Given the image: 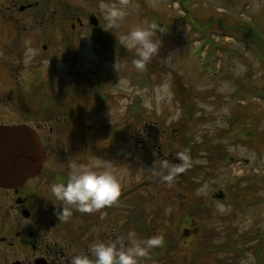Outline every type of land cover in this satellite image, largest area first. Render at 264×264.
I'll return each mask as SVG.
<instances>
[{
  "label": "rangeland",
  "instance_id": "rangeland-1",
  "mask_svg": "<svg viewBox=\"0 0 264 264\" xmlns=\"http://www.w3.org/2000/svg\"><path fill=\"white\" fill-rule=\"evenodd\" d=\"M136 1L128 0L129 15L117 28H107L99 13L100 0H73L67 3L70 18L67 14L52 18V26H65L67 34L76 39L78 57L61 69L72 67L86 76L68 77L66 83L72 85L77 79L80 89L98 90L100 78L105 81L99 89L109 97L100 109H92L76 103L78 96L74 95L72 106L77 105L90 127L114 129V134L97 141L105 150L94 155L83 153L87 147L84 134L83 139H72L81 147L77 155L72 142L60 146L56 141L49 168L70 170L73 163H111L122 183L121 196L113 206L114 239L126 237L129 231L140 238L156 234L164 238L157 248L163 258L150 257L144 264H192L194 259L197 264H218L214 258L198 260L202 258L199 236L210 228L218 233L214 234L215 243L224 245L230 240L243 246L239 264L248 260L249 254L255 264V245L264 244V148L259 153L246 148L245 143L237 144L250 121L241 125L242 119L235 121L232 115L245 111L243 105L259 107L260 129L264 128V102L251 93L264 78L246 39L232 28L240 19L250 17L251 30L264 38V0H144V9ZM152 23L164 30L159 33L163 43L160 56L145 69L146 80L143 71L132 65L134 51L126 49L120 37L136 25ZM98 32L106 38L93 39ZM123 50L131 56L123 55ZM165 83L171 97L157 106L154 90ZM51 89L54 93L59 87ZM145 96L153 97L151 110L143 107ZM137 103L141 107L135 114L132 108ZM188 104L195 110L190 111ZM140 114L139 128L133 130V120ZM184 136L190 137L187 147ZM209 144L218 148L209 151ZM181 151L191 157V167L170 184L153 174L156 160L180 163L176 154ZM254 183L257 190L251 188Z\"/></svg>",
  "mask_w": 264,
  "mask_h": 264
},
{
  "label": "flooded vegetation",
  "instance_id": "flooded-vegetation-1",
  "mask_svg": "<svg viewBox=\"0 0 264 264\" xmlns=\"http://www.w3.org/2000/svg\"><path fill=\"white\" fill-rule=\"evenodd\" d=\"M72 1L0 0V125H27L35 129L44 151L42 168L23 184L11 188L0 186V264H69L72 255L88 254L92 243L115 240L111 233L114 205L92 213L73 209L71 217L59 221L56 208L64 205L50 191L53 183L66 182L70 171L49 168L55 142L60 146L72 142L77 155L81 147L72 139H83L81 130L83 121L86 122L77 105H67V95L75 94L77 103L81 104L85 89L78 87L77 79H82L84 73L72 67L61 69L76 61V39L67 34L65 26L51 25L52 18H64L67 3ZM71 28L74 30L76 26L73 24ZM252 28V24L246 28L247 35ZM248 45L264 78V43L255 41ZM28 48L35 50L30 59L25 56ZM68 77H77L78 91L53 93L51 82H66ZM251 92L254 98L264 102V83ZM61 97L64 104L53 105L55 98ZM258 108L245 105L242 107L245 111L232 115L235 121L242 119L241 125L250 121L237 144L245 143L246 148L256 152L264 148V128L260 129L262 113ZM69 110L71 117L65 114ZM87 152L86 147L83 153Z\"/></svg>",
  "mask_w": 264,
  "mask_h": 264
},
{
  "label": "clouds",
  "instance_id": "clouds-1",
  "mask_svg": "<svg viewBox=\"0 0 264 264\" xmlns=\"http://www.w3.org/2000/svg\"><path fill=\"white\" fill-rule=\"evenodd\" d=\"M127 3L128 0H100L98 9L107 28H117L127 18ZM163 32L156 23H152L136 25L120 37V43L135 53L132 65L136 70L144 71L154 58L160 56L163 41L159 33ZM34 54L35 50L28 48L25 56L30 59ZM114 67L117 70V63ZM170 97L167 83L154 90L157 106ZM143 107L148 110L153 108L152 96L144 97ZM176 159L180 163L156 160L152 166L153 174L162 176L170 184L178 174L191 167V157L186 152H178ZM97 167L101 170H96ZM50 191L54 199L64 205L62 208L55 207L58 220L64 221L71 217L73 209L92 213L116 204L121 196L122 183L110 162L102 166L73 163L66 182L53 183ZM163 244L164 238L159 234L143 239L135 231H129L126 237H118L114 241L92 243L88 254L72 255L69 264H144L150 259L151 251ZM242 264H254V257L249 254L248 260Z\"/></svg>",
  "mask_w": 264,
  "mask_h": 264
},
{
  "label": "water",
  "instance_id": "water-1",
  "mask_svg": "<svg viewBox=\"0 0 264 264\" xmlns=\"http://www.w3.org/2000/svg\"><path fill=\"white\" fill-rule=\"evenodd\" d=\"M39 139L27 126H0V186L21 185L39 168Z\"/></svg>",
  "mask_w": 264,
  "mask_h": 264
},
{
  "label": "trees",
  "instance_id": "trees-1",
  "mask_svg": "<svg viewBox=\"0 0 264 264\" xmlns=\"http://www.w3.org/2000/svg\"><path fill=\"white\" fill-rule=\"evenodd\" d=\"M74 10H76V8L74 9ZM72 15V13L71 12H68L67 13V17L68 18H70V16ZM237 29V28H236ZM101 36V33H96L95 35H93V39H95V40H98V41H101L102 40V38H106L104 35H102V38L100 37ZM250 38H251V40H252V42H257V38L255 37V36H250ZM114 40V39H113ZM112 40V41H113ZM110 41V40H109ZM115 41V40H114ZM105 43V42H104ZM115 45H116V47L118 46V44L117 43H115ZM119 51H116V53H118ZM130 53L131 52H129V51H125V50H123V55H125V54H127L128 55V57H130L131 55H130ZM128 59V58H127ZM129 61V60H128ZM143 74H142V76L143 77H145L146 78V80H148V78H149V76H148V74H147V72H146V70H144L143 72H142ZM143 81H145V80H143ZM142 81V82H143ZM52 86H55V87H59V89L61 90V91H69V90H72L74 87H72L71 88V85L70 84H67V83H65V82H62V81H55V80H53L52 81ZM189 92H187V94H186V96L187 97H190V93L188 94ZM90 96H91V98L93 99V101H98V99L99 98H102L103 97V95L100 93V91L98 90V91H96V93L94 94V93H91L90 94ZM83 101H85V98H83L82 99V104H83ZM95 104H97V102H95ZM190 104V103H189ZM186 105L187 106V108L191 111L192 109L193 110H195V106H193V105ZM141 106H140V104L139 103H137L133 108H132V113H137L138 114V108H140ZM189 111V112H190ZM68 114H70L69 112H68ZM142 115L143 114H140V115H138V118L137 119H135V120H133V123H132V129L134 130V129H137V128H139V126H137L138 125V123L139 122H141V120H142ZM134 126H136L135 128H134ZM180 126V128L181 129H183L184 127H185V124L184 123H182L181 122V124L179 125ZM181 126H183V128L181 127ZM141 128V127H140ZM96 131H97V129H96ZM101 131V133L102 132H104L103 130H98L97 131V133H99ZM114 132V131H113ZM96 133V134H97ZM95 134V135H96ZM105 134H107L108 135V133L105 131ZM183 138H185V140L186 141H184V145H185V147H187V145H190V143H189V141H190V137H186V136H184ZM172 145V144H171ZM170 145V146H171ZM172 147H173V145H172ZM189 147H191V146H189ZM217 149L218 148V146L217 145H212V144H209L208 145V147L206 148L207 150H209V151H214V149ZM217 152H219V151H217ZM216 152V153H217ZM221 154H224L223 152H220ZM193 155H195V154H193ZM198 168L199 167H197L196 166V169L198 170ZM186 177H189L188 175H185ZM251 188H252V190H254L253 189V187H252V184H251ZM244 191L245 192H248V190L247 189H244ZM214 234H218L217 233V231L215 230V228H210V229H204V231L201 233V235L199 236V244L201 245L200 246V249H201V259L199 258L198 260H203V259H206V258H208L209 259V261L212 259V258H214V259H216V260H219V262H218V264H239L240 263V258H242V254H243V252H244V248H241V247H243V246H236L237 245V242H232V241H230V240H227L226 242H225V244L224 245H222V243H215V241H214ZM235 234V233H234ZM148 238V235L147 236H145L143 239H147ZM171 241V240H170ZM232 242V243H231ZM171 243H173L172 241H171ZM224 246V247H223ZM263 247H264V244L263 243H257L256 245H255V251H254V255H255V258H256V261H255V264H264V249H263ZM223 249H225V250H223ZM221 253H223V254H226V255H228V256H226V257H222L221 256ZM162 254H161V252L160 251H158L157 250V248H155V249H153L152 251H151V255H150V257H153V259L155 260V259H157L158 260V258H163V256H161ZM194 263H192V264H197V262H196V260L194 259ZM199 261V262H200ZM210 263V262H209Z\"/></svg>",
  "mask_w": 264,
  "mask_h": 264
}]
</instances>
